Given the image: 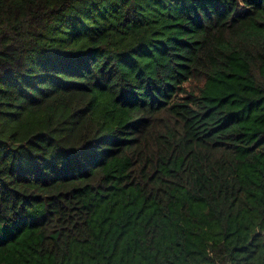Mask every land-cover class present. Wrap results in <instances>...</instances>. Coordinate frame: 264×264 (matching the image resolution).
<instances>
[{
  "label": "trees",
  "instance_id": "16d2710c",
  "mask_svg": "<svg viewBox=\"0 0 264 264\" xmlns=\"http://www.w3.org/2000/svg\"><path fill=\"white\" fill-rule=\"evenodd\" d=\"M0 264H264V0H0Z\"/></svg>",
  "mask_w": 264,
  "mask_h": 264
}]
</instances>
